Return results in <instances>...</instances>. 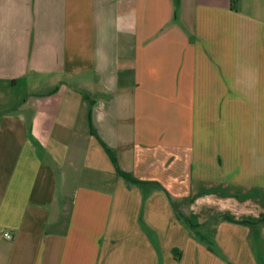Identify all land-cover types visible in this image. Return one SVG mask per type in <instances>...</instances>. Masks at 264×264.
Wrapping results in <instances>:
<instances>
[{"label":"crops","instance_id":"0c3cea01","mask_svg":"<svg viewBox=\"0 0 264 264\" xmlns=\"http://www.w3.org/2000/svg\"><path fill=\"white\" fill-rule=\"evenodd\" d=\"M261 215L264 0H0V264H264Z\"/></svg>","mask_w":264,"mask_h":264},{"label":"trees","instance_id":"16d2710c","mask_svg":"<svg viewBox=\"0 0 264 264\" xmlns=\"http://www.w3.org/2000/svg\"><path fill=\"white\" fill-rule=\"evenodd\" d=\"M85 98L88 100V106H89V113H88V124H89V133L91 136L95 137L96 140L98 141V143L100 144V146L103 148L104 152L106 153V155L109 157L111 163L113 164L116 174L121 177L123 180H125L127 183L131 184V185H135L138 186L142 189H146L149 186H158L156 183H149V182H143L140 181L138 179H136L135 177H133L132 175L123 172L118 165V161L117 158L114 154V152L108 148L103 141L97 136L95 130L93 129L91 122H90V112H91V108H92V101L90 100V98L88 97V95L85 93L84 94ZM225 220L234 223V224H239V225H246V226H252L254 225L256 222H264V215H261L259 217L258 220H256L255 223L252 222H247V221H240V220H234L230 217H224Z\"/></svg>","mask_w":264,"mask_h":264},{"label":"rangeland","instance_id":"374dc122","mask_svg":"<svg viewBox=\"0 0 264 264\" xmlns=\"http://www.w3.org/2000/svg\"><path fill=\"white\" fill-rule=\"evenodd\" d=\"M210 224V223H209ZM207 225V224H206ZM210 226H211V228H212V225L210 224ZM199 229H201V228H199ZM204 233H202V232H199V231H197V230H194V234L195 235H197L196 236V238H197V240H201V241H206V243H208L209 241L208 240H210V233L209 232H205V231H203ZM211 238H212V240L214 239V233H211Z\"/></svg>","mask_w":264,"mask_h":264},{"label":"built area","instance_id":"2783aa9c","mask_svg":"<svg viewBox=\"0 0 264 264\" xmlns=\"http://www.w3.org/2000/svg\"><path fill=\"white\" fill-rule=\"evenodd\" d=\"M4 239L8 240V241L11 240V235L9 233H5L4 234Z\"/></svg>","mask_w":264,"mask_h":264}]
</instances>
